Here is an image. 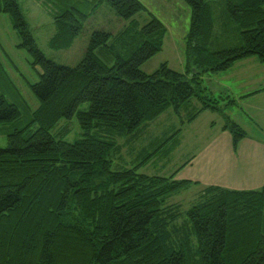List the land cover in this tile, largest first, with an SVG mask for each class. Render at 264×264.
<instances>
[{
	"label": "trees",
	"instance_id": "obj_1",
	"mask_svg": "<svg viewBox=\"0 0 264 264\" xmlns=\"http://www.w3.org/2000/svg\"><path fill=\"white\" fill-rule=\"evenodd\" d=\"M182 1L191 10L185 72L162 64L145 74L141 65L161 51L166 35L152 14L128 44V57L110 50L109 33L94 31L84 57L71 68L45 58L36 47L16 0H0V14L9 16L19 47L41 71L38 82L29 85L37 109L0 148V264H264V187L203 186L183 211L167 199L197 183L175 180V173H139L158 148L143 149L146 157L132 166L136 158L124 161L121 154L119 139L125 138L126 155L132 157V142L168 109L180 116L197 102L186 120L190 123L206 110L220 112L221 99L234 104L202 87L204 75L225 72L251 57L264 65V0H225L240 42L215 52L207 45L216 0ZM97 4L93 10L106 4L124 20L147 11L139 0ZM73 11L56 18L49 41L53 50L69 48L82 30L87 14ZM224 116V130L236 148L246 132ZM73 117L81 132L69 143L63 140L69 127L57 124ZM19 118L18 107L0 96V126ZM180 132L163 143L171 142L165 154L176 147ZM118 158L122 164H115Z\"/></svg>",
	"mask_w": 264,
	"mask_h": 264
},
{
	"label": "rangeland",
	"instance_id": "obj_2",
	"mask_svg": "<svg viewBox=\"0 0 264 264\" xmlns=\"http://www.w3.org/2000/svg\"><path fill=\"white\" fill-rule=\"evenodd\" d=\"M16 1L36 47L43 53L45 58L52 60L58 65L71 68L77 66L86 53L91 34L94 31L109 33L111 35L108 43L110 50L115 55L118 53L123 58L128 57L131 52L128 51V44L134 40L139 29L149 22L150 13L165 26L166 35L161 51L143 63L140 70L145 74H152L162 64H167L174 71L185 72L186 36L190 27L191 10L182 0H139L147 11H141L128 20L121 19L106 4H101L93 10V7L98 5L97 0ZM224 2L225 0L215 1V10L217 12L215 11L214 28L207 45L209 52L239 46V32L228 17ZM73 8L87 14L83 28L74 38L69 48L53 50L49 46V41L56 34V18L65 10L74 12ZM20 43L21 39L17 31L12 27L9 16L0 14V96H3L7 102L15 104L20 111V118L17 121L0 126V148L6 147V136L8 134L13 132V130L23 129L29 124L31 113L38 107V102L32 94L29 85L38 82L41 71L39 67L31 65L33 58L26 49L19 47ZM96 54L104 61L107 60L102 57L100 50H97ZM223 74L224 72L204 75L202 77V87H210L215 94L218 93L220 90L219 88L217 89L215 81L221 78ZM240 77L242 78L227 79L226 84L234 87L244 81V73ZM221 98L216 97L219 100ZM235 98V104H230L227 98L224 99V103L220 104L221 113L214 112L213 117L219 124L221 119L225 117L224 115L227 114L244 130V127H246L244 122L248 125L247 114L249 111H253L252 107L255 103L253 100H245L244 92L239 93ZM194 103L197 104V102ZM194 103L186 105L181 110L180 116L175 115L172 109H168L144 128L141 132L142 134L137 136L138 139L136 138L137 140L135 139L132 142V147L134 148L132 157L126 155L128 147L126 148L125 138L119 139L118 143L124 146L121 152L123 160L130 161L136 158L132 164H128L129 166L136 165L146 157V155L142 157L143 149L146 153H151L158 148L157 154L146 164L142 165L138 172L151 176L169 177L184 162L196 156L200 149L199 143L206 136V134L203 135L199 131L200 129H197L204 127L208 120L202 117L197 120L194 126H190L191 122H186L188 116L196 107ZM86 106L82 105L80 109H85ZM64 125L70 129L69 134L63 138L64 141L72 143L79 138L81 131L75 117L70 120H60L57 127ZM249 126L252 129L251 131L248 130L249 132L264 140L263 130L250 124ZM178 129L181 130L179 147L165 154L171 142L164 145L163 143ZM198 138H200L199 142ZM121 161L122 158L115 159V164H122ZM200 190V188L192 185L169 196L167 204H179L182 210L185 211L196 200L197 193Z\"/></svg>",
	"mask_w": 264,
	"mask_h": 264
},
{
	"label": "crops",
	"instance_id": "obj_3",
	"mask_svg": "<svg viewBox=\"0 0 264 264\" xmlns=\"http://www.w3.org/2000/svg\"><path fill=\"white\" fill-rule=\"evenodd\" d=\"M243 73L244 81L234 87L226 84L227 79H241L240 76ZM215 85L220 90L216 94L212 88H208L211 95L215 97H229L235 104V97L244 92L245 100L254 101L255 104L252 107L254 114L253 111H249L248 125L244 122L246 136L234 148L231 134L228 130H224L225 117L222 116L223 119L217 124L213 117L214 112L217 111L202 112L190 123V126H194L202 117L207 118L208 121L204 127L197 129H200L199 131L207 137L205 136L199 143L198 154L172 173H175L174 179L197 183L194 185L197 188L218 186L231 190L261 189L264 187V140L257 138L248 130H252L250 124L264 131V65L255 57L238 61L215 81ZM221 103H224L223 99ZM232 121L237 123L234 119ZM179 137L180 135L177 137L175 148L179 147Z\"/></svg>",
	"mask_w": 264,
	"mask_h": 264
}]
</instances>
